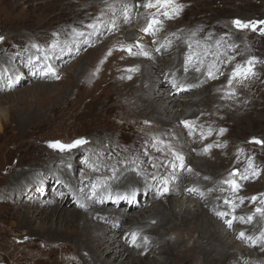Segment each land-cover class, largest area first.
<instances>
[{"label": "rangeland", "instance_id": "374dc122", "mask_svg": "<svg viewBox=\"0 0 264 264\" xmlns=\"http://www.w3.org/2000/svg\"><path fill=\"white\" fill-rule=\"evenodd\" d=\"M106 2L108 3V0H0V36L5 38L3 42H0V66L5 63V61L1 63V59L5 58L8 70L14 68L11 64H16L21 67L20 70H23L21 79L17 77V81L14 83L11 81V75L7 73L8 70L5 71L6 82L4 85H0V110L2 111V120H0V264H83V254L78 250V242L76 243L73 238L60 237L57 239L54 235L44 234L47 227L52 224L53 228L57 227L61 234L76 237L74 235L80 232L81 224L76 227L74 224L56 218L51 222L48 217L46 219V217L34 216L35 212L30 219L23 217L22 214L27 210L26 208L36 209L49 204L47 207L50 209L56 204L52 200L56 189H53L50 183L46 186L49 189L48 195L44 194L41 188L34 187V184L36 185L38 179L45 180L43 174L47 175V180H49L51 172L56 175L59 169L71 168L73 165L75 172L79 173L76 175L86 185L96 184L97 191L105 181L110 180V177H105L107 174L111 175V179L115 178L113 176L115 174L116 183L122 184L123 167L125 170H135L139 179L145 183L144 185L147 183L150 186L159 185L160 178L165 177L168 170H171L167 164L173 158L167 149L163 153L156 151L152 146L154 138L162 139L166 144L170 143L181 154V151L187 147H197L196 142L200 146L203 145L202 149L207 144L217 145L220 143L219 145H223L222 147L214 146L213 152L202 150L201 156L198 157L201 158L204 157L203 155L209 154V157L213 158H210V161L218 164L220 160L216 157L219 158L230 153V158L233 160L224 171L222 176L224 178H220V181L227 179L233 170H238L239 174L246 175L245 169H249L250 174L247 180H237L240 184L242 181V187L236 193L239 197L245 198L243 206L236 202L239 205L236 209H244L246 212L244 214L248 215L235 214V216L247 219L252 214L253 217H260L255 213V208L262 206L260 200L264 199V147L249 143V141L253 137L264 140V35L250 29L237 30L231 23L235 19L264 20V0H177L178 3L184 5L179 16L169 20L157 14L158 18L163 19L162 27L159 28L158 33L161 37L165 33L176 39L180 31H188L191 32V35H179L185 41L180 42L178 46L191 50L192 46H196V42L191 43L187 39H192L198 41V46L208 47L209 50L205 57L219 54L225 58V62L221 63L223 68L219 70V73L223 72V75L218 73V79H222V85L217 89L216 98L208 101L205 108L201 106V113L199 106L196 110V113L199 114L195 120L198 124L200 123L199 126L210 125L212 134L206 139H202L201 131L195 129L193 134H185L186 139L196 138L193 142L186 140V147L181 142V134L174 133L180 126L181 119L175 121L174 126L162 129V124H159L154 117L143 116L140 112L135 111L133 106L126 104L124 94L117 92L115 83L120 80L119 78L123 77L125 82H130L134 75L142 74L138 65L132 64L135 58L138 59L137 56L128 59L124 56L126 52L119 50L121 44H131L129 38H125L123 35L108 38L109 35L105 30L95 39L97 43L100 42L98 45L93 41V45L96 47L84 45L83 42V45L76 49L77 51L66 50L67 40L74 41L78 38L73 29L85 31L88 29L87 25L97 23L99 19L113 14L112 11H108ZM122 4L126 3H116L119 5V12L123 11ZM149 11L157 12L156 9H136L133 15L134 20L132 19L133 22L131 21L129 27H135L134 22L137 18L140 22L136 24L138 27L146 25ZM114 33L112 31L111 35ZM236 34L239 36L238 39ZM134 35L137 36V33L134 32ZM155 39L148 36V41H145L143 36V38H139V41L145 46L148 42L151 45L155 44L153 43ZM206 39L213 42L215 46L221 47L220 50H210L211 47L205 43ZM53 41L59 45L55 51L50 48ZM186 41L190 42L187 47ZM33 44L39 45L40 51L33 48ZM89 47L96 49V52L88 58L87 49ZM110 49L112 54L109 56L107 53ZM170 49L171 46H168L162 52H167ZM59 51H65L63 56L59 54ZM192 53L196 54L197 52L193 51ZM156 54L160 56V51ZM46 55L47 59H45ZM82 55L84 58L80 60ZM165 55L164 60L166 61L169 54ZM86 57L88 60L85 61L82 70L72 74L75 68L81 66L80 61ZM229 57H235V59L229 62ZM252 57L256 58L254 64L256 76L244 81L243 84L234 81L232 87L236 91L235 98H223L224 93L228 91L227 77L230 76L232 69L236 64H245ZM59 59L61 63H59ZM77 59L80 61L78 62ZM24 61L30 65L28 69H24ZM52 63L54 71L49 72L50 76L45 75L39 79L36 72L47 73L46 68L48 65L52 66ZM195 64H190L188 71L195 70ZM35 66L39 68H35ZM129 69H135V71H129ZM191 74L192 80H194V76L200 75L197 71H193ZM55 75H59L60 79H56ZM129 76L131 79H128ZM35 77L38 79L29 80ZM45 83L51 86L45 87ZM202 84L206 83H198L193 87L187 85L181 93L188 97ZM219 98L221 102L229 101L225 107L221 108L219 103L215 102L219 101ZM22 121H24L22 124L24 127L18 125ZM146 121L148 123H145ZM220 129H226V131L221 135ZM186 133L189 134V131ZM214 135L216 138L213 139ZM76 139H85L88 143L84 144L85 147L81 145L70 150L71 152L64 151L63 153L49 147V142L52 141L68 144ZM200 158L197 161L203 159ZM250 159L253 168L260 173L258 177L251 175ZM150 161L155 162L158 167L153 168ZM140 166L143 167L141 170ZM25 170L27 171L26 176L32 171L30 179L38 174L36 181L22 186V191H18L19 193L15 197L7 195L4 190L7 189L8 182L13 181L14 174ZM192 172L194 173L195 170L193 169ZM184 174L187 177L192 175L191 172ZM23 176L20 175V178ZM153 176L156 177L155 180ZM240 176L238 175V177ZM29 178L26 182L24 181V184L29 182ZM195 179H198L197 175ZM64 181V178L60 179L62 185L70 187L68 182ZM125 186L127 187L118 190V192L126 191L127 193L136 188L141 189V186L137 187V183ZM201 186L199 185V187ZM224 186L228 187L223 184V188ZM33 188L34 190H32ZM23 190L26 192L24 193ZM43 190L45 191V188ZM89 192L91 194V188ZM61 194L58 193L57 197L65 199ZM147 195L146 191L143 192V198H146ZM171 195V197L168 196V200L180 197L173 193ZM231 195L233 196L232 192ZM252 196L257 197L255 204L251 202ZM215 197L216 200L222 199L220 196ZM222 197L224 200L220 206L223 209L230 208L224 203L226 199L230 200V195ZM93 199L90 200V203H93ZM141 199L142 197H139L140 201ZM114 203V201L111 202L113 206L111 204L109 206L113 208L117 205ZM248 203L251 205L248 206ZM96 206L101 207L102 204L94 203V206H89L85 210L96 209ZM119 206L122 208L123 204ZM73 207L71 203L67 205V208ZM102 207L105 208V206ZM217 209L214 214L218 220H224L227 219L226 216H230L225 215L221 218L216 214L218 213ZM231 212L233 213V211ZM223 213L227 214L226 210ZM232 217L228 218L232 219ZM237 220L240 219L233 220L230 229L237 227L234 225V221ZM126 221L127 219L119 223L121 231H126L129 228ZM165 226L168 225L164 224L162 227ZM174 228L175 230H186L187 233L184 235L173 233L168 236V239L173 242L179 239L185 247L182 250L184 253L178 252L179 259L175 261V257L171 256V261L174 264H205L204 261L193 258V250L185 252L186 245L191 243L190 239H193L189 237L194 231L193 228L188 226L186 229L184 226H175ZM117 231L121 232L120 228ZM82 233L80 232V235ZM126 240L129 246H133L129 239L126 238ZM244 243H248V241ZM244 243H242L244 248L253 250L254 246L247 247ZM250 250L249 252H251ZM257 250L259 251L260 248ZM252 255L257 259H251ZM219 257V255L214 256L213 264L221 260ZM243 257L236 258L234 253L232 259L239 264H254V261L255 264H264V251L260 255L254 253ZM180 259L183 261L180 262ZM258 259L262 260L257 261ZM234 261L231 264H234Z\"/></svg>", "mask_w": 264, "mask_h": 264}, {"label": "bare ground", "instance_id": "6f19581e", "mask_svg": "<svg viewBox=\"0 0 264 264\" xmlns=\"http://www.w3.org/2000/svg\"><path fill=\"white\" fill-rule=\"evenodd\" d=\"M131 1L132 0H108V3L106 2L105 4L107 5V7L108 5L112 6L114 12L109 7L108 11H112L113 14L99 19L96 23L98 26V30L92 35H88V33L93 32L92 29L88 28L83 31L85 33V36L78 37L77 39H74V41L67 40L65 44L67 48L66 50L70 52L72 50L77 51L76 49H79V46L83 45V42L84 45H92L96 47V45H98L100 42L97 43L95 39L99 37V35L105 30L107 31V35H109L108 38L123 35L125 38L127 37L130 39L131 44H135L134 42H136V40H139V38H143V36L145 37V41H148V36L140 31L141 27H138L136 25L139 22L138 18L134 22L135 27H129V25L134 20L133 15L136 11V0H133L135 2ZM120 2L126 3L122 4V6H129V14L127 17H125L122 10L121 12H119V5H116V3ZM112 21H114V25ZM112 31L113 33L114 31L117 32L111 35ZM134 32L137 33V36L134 35ZM158 33L159 30L156 31L155 35L150 36L151 38H156L155 44L151 45L149 42L148 44L145 43L146 45L144 47L145 50L149 52V56L145 57L136 55L138 59L135 58V60L132 61V64L138 65V67L140 68V72L142 71V74L137 73L132 77L130 82H125L123 80V77L119 78L120 80H117L115 83L116 90L118 93L120 92L121 94H124L126 104L133 106L135 111L140 112V114L143 116L147 115L148 117H154V119H156L159 124H162V129L174 126L175 121H178L180 119H188L195 121V129H197L198 131H204L206 133L210 128V125L204 124L199 126L200 123L198 124L195 120V118L199 114L196 113L197 106H199V108L201 106L205 108L208 101L210 102V100L216 98L217 89H219L222 85V79L219 80L217 78L218 80L213 79L215 81H212L208 77L207 72L209 71V65L214 64L215 67H213L211 70L213 72L216 71L215 73L218 76L219 71H217V69L221 70L223 68L221 63L225 62V58L217 53V55L212 54L208 57H205V55H207V51L209 50L208 47H200L198 46V41H194L192 39H187V41H190L191 43L196 42V46H192L191 50H188L185 47L182 48V46H178L180 42L185 41L184 38L179 37V35H191V32L180 31L178 36H176V39L166 35L165 33L161 37V35H158ZM168 33H170V31H168ZM236 36V38L238 39L239 36L237 34ZM70 37H72V35H70ZM86 39L87 43L85 42ZM93 41H95L97 44L93 45ZM205 41V43L211 47L210 50H220L221 47L215 46L213 42L208 41V39H206ZM190 42L186 43V47ZM168 46H171V49L167 52H162L163 49H166V47ZM156 49H159L160 56H157L156 53L159 51H156ZM133 51H137V49L134 47ZM193 51L197 53H192ZM87 52L89 53V58L96 52V49H90L89 47V49H87ZM64 53L65 51H59V54L62 56ZM166 53L169 54V57L165 61L164 58L166 56ZM189 55L192 56L191 64L196 63L194 65L196 66L195 69L197 67L201 69L199 72L200 75L194 76V80H192L191 73L196 70L187 72L184 71L185 60ZM124 56L128 59H132V56L128 55L127 52ZM197 56L198 58H196ZM83 58L84 55L81 56L80 60ZM88 58L86 57V59L82 61L77 59L78 62H81V66L75 68L72 71V74H74L75 72H80L83 68L82 66H84V63L88 60ZM200 60L203 61L202 65L198 62ZM4 61L5 63H2ZM1 63L2 67L0 66V85H4L7 79L5 71L8 70V68H6L8 67V63L5 58L3 60L1 59ZM59 63H61L60 59ZM75 64L77 63L75 62ZM24 65L26 67H24V69H28L30 67V65L25 61ZM53 65L54 64L52 63V68H54ZM11 66L14 68H10L7 73L11 75V81L14 83L15 81H17V77L21 79V71L23 70H20L21 67L17 66L16 64H11ZM35 68L39 67L35 66ZM189 68L190 67L188 65V69ZM203 70L204 72H201ZM36 75H38L39 79L43 78V76L45 75L50 76L49 72L44 74L43 72L42 74L41 72H36ZM153 76L155 77L153 78ZM38 78L35 77L29 80L32 81ZM173 80H175L177 84L184 85V87L187 85L193 87L195 84L203 82H205L206 84H202V86L194 91V93H192L188 97H185L184 93H181V91L183 92L185 88L184 90H181L180 88H173L170 83ZM44 86L50 87L51 85L45 83ZM215 87H217L216 90ZM182 94L183 97H181ZM218 100L219 101L215 102L217 104L219 103L218 105L221 108L225 107V105L229 102H221L220 98ZM201 108L199 109L200 113ZM1 113L2 111L0 110V120H2ZM23 123L24 121L18 123V125L24 127L22 125ZM211 128H213L212 125ZM187 131L188 129H185L181 123L180 126L174 131V133L177 132L178 135L179 133L181 134V142L184 143L185 147L186 140L193 142L196 139H186V135H190L186 133ZM182 136H184V138H182ZM215 136L216 135H214L213 139L216 138ZM195 144L197 147H187L184 151H181L182 155L185 157L186 167H191L192 170H195V172H191L192 175L190 174L187 177V175L185 176L184 173L188 174V171L177 170V178L175 180H170L169 191L163 196H158L156 194V189L157 187H159V185L150 186L148 183L147 185H144L145 183L139 179V176L135 170L132 169L131 171H129L128 169L125 170L123 167L121 173V181H123L122 184L119 185V183H116L117 177L115 174L113 175L115 176L114 179H111V175L107 174L105 177H110V180H108L107 182L105 181L101 185L100 190L97 191V195L94 197L89 192L91 185H86L81 180V178L76 175L78 171L75 172V168L72 165L71 168L59 169L58 174L56 175L52 172L50 174L48 173L50 176L49 180H47L48 176L43 174V177L45 179L44 181L47 182L38 179L36 185L34 184V187L41 188V191H43L44 194L47 195L49 194V189L46 188L48 183L52 185L53 189H56V192H54L52 199L54 201L53 203H56L54 207L49 209V207H47L49 204H45L44 207L41 208H26L27 210L23 212L22 215L24 218L30 219L31 215H33L35 212L34 216L37 217L38 215L40 217H46V219L49 218L51 222L54 218H56L57 220H64L69 224H74L76 227L81 224L80 232L83 233L82 235H80L79 232L78 234L74 235L76 237H69L64 233L61 234V232L58 231L57 227L53 228L52 224L47 227L44 234L54 235L57 239H60V237H66L67 239L73 238L76 243L78 242V250L83 254V264H174L171 261L170 257L174 256L175 261H177L180 257L178 256V252L184 250L185 247L179 239L173 242L168 239V236L173 233L181 235L187 233L186 230H175V226H184L185 229L187 226L193 228L194 231L189 236L193 238L192 240L190 239L192 244L189 243L188 245H186L185 252L193 250V258H197L199 261H204L205 264H213L215 262L213 258L216 255H219V258L221 260L217 261L215 264H231V262L234 261L232 259L234 253L236 258L254 253L260 255V253H262L263 251L257 250L259 246L254 247L252 251L250 249L247 250L246 248H244L242 243H244L246 240L240 239L239 233L243 231L247 236H257L261 230H264V219L254 216L251 223H245L237 220L234 221V225H236L238 228L236 227L237 229H230L225 223L226 220H228L231 216H235V214H238L240 216H247L248 214H244L246 213L244 209L238 208L235 209V211L232 213L231 207L223 209V207L220 206V203H223L224 200L222 197L223 195H225V197H227V195H230V200H235L236 202L240 203L238 199L239 195L235 194V196H232L229 187L224 186L223 188V184L221 183L222 181H220V178H224L222 177L224 171L230 166L231 161L233 160L230 158V153H227L226 156H220L219 158L216 157V159L220 160V163L218 164L210 161L213 158H211L212 156L209 157V154L203 155L204 157H201L203 159L197 161V159L200 158L198 156H201L202 154L203 145L201 144L200 146L198 142H196ZM85 146L86 145H84L83 147ZM210 151L213 152L214 149ZM142 168L143 167L140 166V170ZM248 171L249 169L247 170V172L245 169L246 175L250 174V172ZM170 172L171 170H168L166 176H168ZM31 173L32 171L29 173V175L26 176L27 171L25 170L21 173L14 174L13 181L8 182V187L6 190H4L5 192H7V195H13V197H15L16 194L19 193L18 191H22V186H25L31 182H35L38 174H36L33 179H30L29 177L32 176L30 175ZM20 175L24 176L20 178ZM196 175L198 176V179H195ZM240 175L242 176L243 173ZM204 177H208L209 179H204ZM240 177L237 176L238 181L243 180ZM28 178L30 179L29 182L24 184ZM63 178L66 182H68L67 184L70 185V187H66L61 184L60 179ZM130 183H137V187L141 186V189H133L136 191L135 199L129 198L117 200V195H127L130 197V194L133 190L127 193L126 191L118 192V190L124 189L125 187H127L125 185H129ZM199 185L202 186L199 187ZM44 188L45 191L43 190ZM190 189H197L198 191L192 192L190 191ZM209 189H212V191L207 192L209 191ZM32 190H34V188ZM32 190L31 192H33ZM145 191L146 193H148V195L146 198H143V192ZM23 192L25 193L26 191L23 190ZM58 193H62L61 195L62 197H65V199H59L57 197ZM172 193L173 195H179L180 197H174L168 200V196H170ZM200 193H204V195L202 196ZM215 196H220L222 199L216 200ZM139 197H142L141 201L139 200ZM114 198V204L117 203V205L112 208L113 205L111 204V202H113L112 200ZM91 199H93V203H90ZM70 203L74 206L73 208H67V205ZM81 203H83L85 207H80L79 204ZM94 203H101L102 206H105V208L102 206H96V209L85 210L89 206H94ZM109 204H111L112 206H109ZM122 204L123 206L121 208L119 205ZM243 205L244 204H242V206ZM250 205L251 204L248 203V206ZM216 208H218V213L219 211L225 212L226 210V215H230L228 216L229 218L226 216L225 218L227 219L218 220L217 216L214 214ZM125 219H127L126 224L129 225V228L126 231H121V225H119V223ZM40 221L42 220L40 219ZM152 221H154V223H152ZM164 224L168 226L162 227ZM119 228L121 232L117 231L119 230ZM133 232L137 233V239L140 240L138 242L136 241V245H139L138 247L136 245L129 246L127 243L126 238L131 242ZM144 237L148 238L147 243H145L143 239ZM245 244L247 247H253L249 242L244 243V245ZM249 250L251 252H249ZM257 251L260 253H258ZM251 259L256 260L257 258L252 255ZM259 260L262 259H258L257 261ZM179 261L181 262L183 260L180 259ZM234 264L239 263L234 261Z\"/></svg>", "mask_w": 264, "mask_h": 264}, {"label": "snow or ice", "instance_id": "6c2138e0", "mask_svg": "<svg viewBox=\"0 0 264 264\" xmlns=\"http://www.w3.org/2000/svg\"><path fill=\"white\" fill-rule=\"evenodd\" d=\"M108 7L110 9H112L111 5H108ZM135 8L136 9H140L143 8L145 10H151V9H156L157 12L156 13H152L151 11H149V17L147 19L146 22V26L141 27L140 31L142 33H144L147 36H153L155 35L156 31L159 30L160 27H162L163 21L161 19L158 18L159 14L160 16H163L166 19H174L177 16H179V14L183 11L184 9V5L180 4L177 2V0H136L135 3ZM114 12V9H112ZM123 14L125 15V17L128 16L129 14V6L128 5H124L123 6ZM113 25H114V21H112ZM232 24L238 29V30H246V29H250L253 32H259V34L264 35V20H249V21H243L240 19H235L232 21ZM88 28L92 29L93 32L88 33V35H92L94 32H96L98 30V26L96 23H92L87 25ZM73 32L75 33V35L77 37H83L85 36V33L83 31H76L75 29H73ZM5 38L3 36H0V42H3ZM85 42L87 43V39L85 40ZM153 43H155V41H153ZM33 48L37 49V51H40V47L37 44H33L32 45ZM59 47L58 43L56 41H53L52 44L50 45V48L55 51V49H57ZM136 48L137 51H133V48ZM189 47H191V45H189ZM119 50L122 52H127L128 55L130 56H136V55H141V56H149V52L145 50V47L143 44L140 43L139 40H137L135 42V44H121L119 46ZM62 51V49H61ZM157 51H159V49H157ZM112 54V50L110 49L107 53V55H111ZM45 59H47V55L45 56ZM235 57H229L228 61L231 62L232 60H234ZM201 65L203 64V61L200 60L198 61ZM101 63H103V61H101ZM192 63V56L189 55L186 60H185V68L184 71L187 72L188 71V65H190ZM256 63V58L252 57L249 60L246 61L245 64H236L235 67L232 69L231 74L229 77H227V84H228V91H226L224 93V97L223 98H233L236 96V91L235 89L232 87L234 81L235 82H239L240 84H243L244 81L249 80L250 78L256 76V72L254 71V64ZM215 67L214 64H210L209 65V71L207 72V75L210 79H217L218 76L215 72H213L211 69ZM46 70L48 72H53V68L51 65H48ZM197 72H200V68L197 67L195 69ZM97 71H99V69H97ZM129 71H135V69H129ZM217 71H219V69H217ZM220 75H223V72L219 73ZM56 79H60L59 75H55ZM128 79H131V76L128 77ZM173 88H180L181 90H184V85L182 84H177L175 80L170 82ZM191 87V86H189ZM145 123H148L147 121ZM180 123L183 125V127L185 129H188L189 134H193L196 128V124L195 121L192 120H188V119H184L181 120ZM202 127V126H201ZM220 134L222 135L226 129H220ZM212 134V130L209 128L207 133H205L204 131H201L200 135L202 139H206L207 136H210ZM88 141L85 139H76L74 141H72L71 143L65 144L62 143L60 141H52L49 142V147L53 148V149H58L61 152L64 151H70L74 148H77L78 146L87 144ZM249 143H254L256 145H259L261 147H264V140L262 139H258L256 137H253L252 140L249 141ZM157 152H161L163 153L165 149H167L168 153L171 154V157L173 158L172 160L168 161L167 167H169L171 169V172L169 173L168 176L165 177H161L160 181H159V187H157L156 189V194L158 196H163L164 194H166L169 191V183L170 180H175L176 177V173L177 170L180 171H188V172H192L191 167H186L185 165V157L178 151H176L172 145L170 143H165L164 140L159 139V138H154V143L152 145ZM222 147L223 145H213V144H207L203 151L204 152H208L210 151L213 147ZM145 155H147V153H145ZM152 167L156 168L158 167V165L155 162H152ZM249 168L252 169L251 175L253 177H258L260 175L259 171H257L256 169L253 168L252 166V161L251 159L249 160ZM247 172V170H246ZM240 175L238 170H233L232 172L229 173V176L227 179H224L221 183L224 185H227L229 187V189L231 190L232 194L235 196V194L241 189V184L238 183L236 177ZM241 179L247 180L249 177L248 175H242L240 177ZM153 179L155 180L156 177L153 176ZM204 179H209L208 177H204ZM223 190V189H221ZM83 191V190H81ZM190 191L195 192L198 191L197 189H190ZM212 189H209V192H211ZM202 196L204 195V193H200ZM91 195L92 196H96L97 195V185L93 184L91 186ZM136 196V191L133 190L130 194V197L125 195V196H120L117 195V200L120 199H135ZM239 201L241 204L244 203V197H238ZM251 202L253 204L256 203L257 201V197L256 196H252L251 198ZM225 204L229 205L232 208V211L234 212L236 207L238 206L236 204L235 200H225L224 201ZM260 205L259 207L255 208V213L257 215H259L261 218H264V199L260 200ZM80 207H85V205L83 203L79 204ZM217 215L223 217L226 215V213H217ZM236 219H240L241 222H245V223H251V221L253 220V216H248L247 219H245L244 217H239L237 218L236 216H233L232 219L226 220L225 223L228 225L229 228L232 227V223L233 220ZM154 223V221H153ZM239 238L242 240H246L248 242L251 243L252 246L256 247L259 246L261 251H264V230H261L259 232V234L257 236H246L245 233L242 231L239 233ZM27 239V238H25ZM145 243H147L148 238L144 237L143 238ZM136 240H137V233L133 232L132 233V244L136 245ZM137 247L139 245H136Z\"/></svg>", "mask_w": 264, "mask_h": 264}]
</instances>
